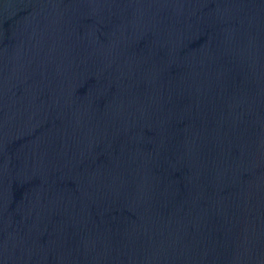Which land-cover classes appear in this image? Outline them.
<instances>
[{
  "label": "water",
  "instance_id": "water-1",
  "mask_svg": "<svg viewBox=\"0 0 264 264\" xmlns=\"http://www.w3.org/2000/svg\"><path fill=\"white\" fill-rule=\"evenodd\" d=\"M0 264H264V0H0Z\"/></svg>",
  "mask_w": 264,
  "mask_h": 264
}]
</instances>
